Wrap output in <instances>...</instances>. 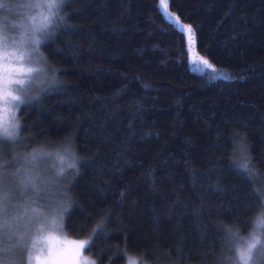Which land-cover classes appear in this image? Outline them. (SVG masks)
Instances as JSON below:
<instances>
[{"label":"trees","instance_id":"obj_1","mask_svg":"<svg viewBox=\"0 0 264 264\" xmlns=\"http://www.w3.org/2000/svg\"><path fill=\"white\" fill-rule=\"evenodd\" d=\"M167 3L76 0L63 13L75 31L40 49L65 87L18 109L17 154L71 147L81 158L64 232L91 241L96 264H215L220 229L245 237L264 211V0Z\"/></svg>","mask_w":264,"mask_h":264},{"label":"snow or ice","instance_id":"obj_2","mask_svg":"<svg viewBox=\"0 0 264 264\" xmlns=\"http://www.w3.org/2000/svg\"><path fill=\"white\" fill-rule=\"evenodd\" d=\"M76 0H30L24 5L31 14L27 17L26 23L14 25L22 31L19 36L5 34L0 26V264H23L24 253L27 252L28 264H84L82 251L91 241H80L74 245L70 258L47 250L45 237L46 229H62L64 227L65 214L69 212L75 201L72 199L70 184L58 185L57 191L60 199L53 201L52 180L56 177H65L68 173L75 179L79 175L78 164L81 158L71 147H65L63 152L45 151L44 148L34 149L27 155L17 154L15 146L23 141L20 139V124L16 118L15 110L22 104H30L33 100L40 103V97H30L28 90L23 86L30 74L42 69H24L23 62L31 60V53L38 50L42 42L49 37H55L57 32H73L75 29L68 23L71 15H64L66 8L73 7ZM165 10L168 9L167 0H160ZM0 7L5 5L0 4ZM179 21V18H177ZM188 40H193V28L185 25ZM193 63H202L204 67L216 72V69L209 63V60L196 57L192 58ZM24 77V78H21ZM49 88H64L59 80L58 74L53 75L47 81ZM138 108L142 107L137 105ZM135 135V132H132ZM143 139V136L141 137ZM12 149L10 159L5 158L4 147ZM55 160L59 164L55 177L48 179L39 167L41 163L48 160ZM55 166V165H53ZM101 195L98 197L101 203L107 201L108 193L111 191L107 184L101 185ZM155 187V185H154ZM217 191H223L218 185ZM126 192L120 193V203L123 205ZM49 203L47 213L38 211L34 207L36 200ZM79 207V205H77ZM264 210V203H260ZM174 210V209H170ZM230 212V210H228ZM103 213V208L97 207V214ZM261 213H264L262 211ZM91 215V212L89 213ZM211 217L212 210H208ZM117 219L116 215L109 211L104 215L103 224H98L100 234L107 235L105 228ZM158 228L159 217L155 218ZM248 223L245 220L244 225ZM23 229V231L21 230ZM35 230L31 243L25 240ZM50 239V237H49ZM218 240L221 244L220 255L215 256V264H264V242L257 234L245 238L240 234L239 229H220ZM233 253L236 256L225 253ZM10 253L19 256V260L5 259ZM145 255H148L145 253ZM129 264H137L136 260H130Z\"/></svg>","mask_w":264,"mask_h":264},{"label":"rangeland","instance_id":"obj_3","mask_svg":"<svg viewBox=\"0 0 264 264\" xmlns=\"http://www.w3.org/2000/svg\"><path fill=\"white\" fill-rule=\"evenodd\" d=\"M29 2L30 0H0V4L5 5V7H0V26L3 27L5 34L13 35L17 37L19 36V33L22 31V29L15 28L13 26L19 25L21 23H26L27 17L31 14V12L24 5H26ZM46 40H44L42 44ZM42 44L39 46L38 50L31 53V60L26 59L22 65L25 71L28 68L43 70L39 72L37 71L32 72L30 74L31 78L26 79V83L23 87L28 90L29 96L32 95L37 90H41L48 87L47 81L52 76V73L48 71V69L44 64V60L42 59V54L40 50ZM15 114L17 118L18 109L15 110ZM60 152L62 153L63 151ZM39 167L43 170V174L46 176V178L51 179L55 177V173L58 171L59 164L53 159L41 163ZM67 178H68V173L65 174V177H56L54 180H52L51 195L53 197V201L59 200L61 198L59 192L57 191V187L58 185L60 186L64 185L65 182L67 181ZM34 207H36L38 211L47 213L49 210V203L37 199L34 202ZM21 230L23 231V229ZM34 235H35V230L33 229L31 234L26 235L25 238L30 240L31 243V240ZM43 236L45 237L44 246L46 247L47 250H51L54 253L61 254L67 258L71 257L72 252L74 250V245L77 242H80L78 240L69 238L64 232V227L62 229H46ZM85 249L82 251L83 257L87 256L85 253ZM9 258L13 259L11 253L9 254V256L5 257V259H9ZM130 260H135V259L130 258L129 261ZM33 264H36V262L33 261ZM137 264H139L138 261Z\"/></svg>","mask_w":264,"mask_h":264},{"label":"clouds","instance_id":"obj_4","mask_svg":"<svg viewBox=\"0 0 264 264\" xmlns=\"http://www.w3.org/2000/svg\"><path fill=\"white\" fill-rule=\"evenodd\" d=\"M253 234H257L262 242H264V213H259L256 216V219L252 222V228L247 233L245 238H251ZM233 256H236L235 249H233ZM84 264H96V260L92 257L84 256ZM237 264L239 261L237 259Z\"/></svg>","mask_w":264,"mask_h":264}]
</instances>
